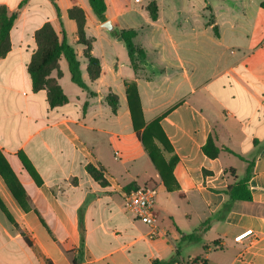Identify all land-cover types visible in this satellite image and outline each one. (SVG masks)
I'll use <instances>...</instances> for the list:
<instances>
[{
  "label": "crops",
  "instance_id": "1",
  "mask_svg": "<svg viewBox=\"0 0 264 264\" xmlns=\"http://www.w3.org/2000/svg\"><path fill=\"white\" fill-rule=\"evenodd\" d=\"M21 1L0 0L17 16L0 58V153L22 188L17 200L0 176V264H152L175 251V264L197 257L204 264H264V0H105L111 31L88 0H27L19 7ZM150 2L157 4L154 20ZM72 7L85 16L89 53L100 67L95 80L68 16ZM46 23L59 40L64 32L87 86L71 81L61 56L60 75L53 70L49 78L68 102L54 108L45 89L32 90L27 71L35 33ZM125 31L145 53L136 72ZM126 82L136 86L139 131L157 120L171 147L174 191L136 136ZM108 94L117 97L115 112ZM210 134L237 156H205ZM18 154L30 161L36 182ZM249 162L251 200L231 201L225 190ZM89 165L106 185L92 178ZM138 187L156 190L154 235L126 208L125 193ZM245 230L252 235L236 242ZM192 233L197 241L185 237ZM197 245L202 252L185 261L180 252Z\"/></svg>",
  "mask_w": 264,
  "mask_h": 264
},
{
  "label": "trees",
  "instance_id": "2",
  "mask_svg": "<svg viewBox=\"0 0 264 264\" xmlns=\"http://www.w3.org/2000/svg\"><path fill=\"white\" fill-rule=\"evenodd\" d=\"M26 2L27 0H22L19 4V7H22ZM88 2L96 18L99 21L104 22L106 11L105 0H88ZM261 7L264 8V3H261ZM146 9L151 19H156L158 11L157 4L155 2H150L147 5ZM68 16L76 24L78 42L84 45L86 48L84 55L88 63L87 73L89 75V78L91 80H95L99 76L100 67L98 60L90 56L89 53L91 44L90 41L87 40L85 37L84 13L80 8L72 7L68 11ZM16 17V13L9 14L6 7H0V58H2L10 48L9 32L14 24ZM62 35V39L59 40L56 32L54 31L50 23L44 24L38 31H36V51L34 52L27 67V71L31 79L32 90L36 92L41 89H45L47 92V101L49 107L51 108L64 105L68 102V98L65 96L62 89L57 84L56 79L49 78V75L53 70H57V76L60 75V72L58 70V61L61 56L65 58L68 64L71 81L76 84L79 88L87 89L86 84L81 78L79 62L76 58V54L73 48L67 43L64 36V32H62ZM134 35L135 33L133 31H125L121 33L122 41L126 47L131 67L136 72L138 70L140 62L145 57V53L142 48L136 46L133 43ZM126 85L129 111L136 136L141 141L153 165L159 172V175L167 191H174L178 188L172 174L176 159L173 155H171L166 160V155L172 153L167 138L162 132L157 120L146 125L142 132L139 131V129L144 126V123L142 120V111L138 100L136 86L133 82H126ZM106 101L111 107L112 111L115 112L117 107V97L115 95L108 94L106 96ZM137 119H139L138 124ZM222 151L237 156L226 147H217L214 142V135L210 134L207 138L206 143L202 146L203 154L208 158L213 159L217 157ZM18 159L21 162L23 168L26 170V172L36 182L37 174L35 173L30 161L23 154H18ZM251 166L252 162H249L245 171V175L241 179L234 181L225 190V193L228 195L231 201L251 200V196L247 187V180L250 175ZM87 171L92 176V178L100 185H106V182L102 177L100 171L96 170L90 165L87 166ZM0 176L3 178L5 184L7 185L13 196L18 200L17 192L19 190H22L21 185L19 184V181L13 173L7 160L1 153ZM228 210L229 205L225 204L223 206V211ZM198 231L199 230H197L196 232ZM185 237L193 241L198 240V234L194 233L186 235ZM178 257L179 252L175 251L173 255L167 260H155L152 264H175L178 262ZM192 261H201L202 264H204V261L199 257L194 258Z\"/></svg>",
  "mask_w": 264,
  "mask_h": 264
},
{
  "label": "built area",
  "instance_id": "3",
  "mask_svg": "<svg viewBox=\"0 0 264 264\" xmlns=\"http://www.w3.org/2000/svg\"><path fill=\"white\" fill-rule=\"evenodd\" d=\"M139 0H135L138 2ZM156 190L153 187H138L125 193V204L127 210L132 213L143 224L152 229L151 234L156 231V214L154 211ZM251 230H245L234 237L236 242L241 241L247 236H251ZM193 264H202L201 261H195Z\"/></svg>",
  "mask_w": 264,
  "mask_h": 264
},
{
  "label": "rangeland",
  "instance_id": "4",
  "mask_svg": "<svg viewBox=\"0 0 264 264\" xmlns=\"http://www.w3.org/2000/svg\"><path fill=\"white\" fill-rule=\"evenodd\" d=\"M202 246L203 245H197L196 247H193V249H191V251H189V252H186V250L181 251L180 253L182 255V258L185 261H187L188 255L193 254V253H195V251H199V250L202 252Z\"/></svg>",
  "mask_w": 264,
  "mask_h": 264
},
{
  "label": "water",
  "instance_id": "5",
  "mask_svg": "<svg viewBox=\"0 0 264 264\" xmlns=\"http://www.w3.org/2000/svg\"><path fill=\"white\" fill-rule=\"evenodd\" d=\"M102 27L105 28V29H107V30H109V31L112 30V29H111V23H110V21H105V22L102 24ZM119 39L121 40V37H120Z\"/></svg>",
  "mask_w": 264,
  "mask_h": 264
}]
</instances>
